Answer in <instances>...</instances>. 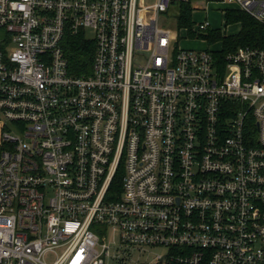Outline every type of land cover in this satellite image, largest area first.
<instances>
[{
    "label": "built area",
    "instance_id": "2783aa9c",
    "mask_svg": "<svg viewBox=\"0 0 264 264\" xmlns=\"http://www.w3.org/2000/svg\"><path fill=\"white\" fill-rule=\"evenodd\" d=\"M188 3L256 44L178 47L235 35ZM0 264H264V0H0Z\"/></svg>",
    "mask_w": 264,
    "mask_h": 264
},
{
    "label": "trees",
    "instance_id": "16d2710c",
    "mask_svg": "<svg viewBox=\"0 0 264 264\" xmlns=\"http://www.w3.org/2000/svg\"><path fill=\"white\" fill-rule=\"evenodd\" d=\"M177 19L178 27L190 28L191 20V6L190 4H177L176 12L174 13ZM226 23L233 24L240 23V32L234 36L222 37L220 32H213L210 34L212 43L221 42L222 49L217 54V58H222L231 48L238 46L254 45L255 38L261 32L258 24L242 12L230 11L226 13ZM93 42L87 41L85 36L69 37L64 45L68 66L70 71L76 76L87 74L91 70V61L94 53Z\"/></svg>",
    "mask_w": 264,
    "mask_h": 264
},
{
    "label": "rangeland",
    "instance_id": "374dc122",
    "mask_svg": "<svg viewBox=\"0 0 264 264\" xmlns=\"http://www.w3.org/2000/svg\"><path fill=\"white\" fill-rule=\"evenodd\" d=\"M138 10L141 14H143L147 10H153L155 7V0H137ZM226 5L222 3L214 4V5H205L203 4L198 8L196 12L192 14L193 21L196 23H204L207 21L211 28L217 31H221L227 35L236 34L239 32L240 23L227 24L224 17L221 15V8ZM176 6H173L169 10V17L173 16V11ZM171 29H174V23L171 24ZM209 42H213L212 38H209ZM178 47L184 49H195V50H219L221 49L220 43L210 44L205 41L195 40L194 37L189 36V38L179 37L177 39ZM51 259H48L50 262Z\"/></svg>",
    "mask_w": 264,
    "mask_h": 264
}]
</instances>
